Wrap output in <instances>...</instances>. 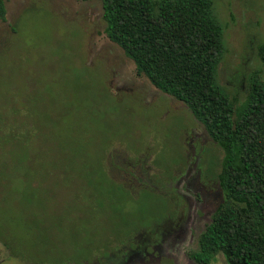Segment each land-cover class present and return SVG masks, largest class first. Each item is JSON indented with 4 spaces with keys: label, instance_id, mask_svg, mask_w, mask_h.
<instances>
[{
    "label": "rangeland",
    "instance_id": "374dc122",
    "mask_svg": "<svg viewBox=\"0 0 264 264\" xmlns=\"http://www.w3.org/2000/svg\"><path fill=\"white\" fill-rule=\"evenodd\" d=\"M5 3L0 264H199L224 157L204 124L108 39L101 0ZM213 3L238 108L264 81V0Z\"/></svg>",
    "mask_w": 264,
    "mask_h": 264
},
{
    "label": "trees",
    "instance_id": "16d2710c",
    "mask_svg": "<svg viewBox=\"0 0 264 264\" xmlns=\"http://www.w3.org/2000/svg\"><path fill=\"white\" fill-rule=\"evenodd\" d=\"M88 1V0H82ZM108 39L163 93L187 105L220 146L222 201L192 258L264 264V81L238 100L218 84L225 29L213 0H101ZM0 0V22L6 20ZM264 74V44L258 48Z\"/></svg>",
    "mask_w": 264,
    "mask_h": 264
}]
</instances>
